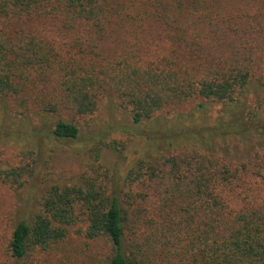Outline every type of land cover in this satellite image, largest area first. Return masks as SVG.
<instances>
[{
  "label": "trees",
  "instance_id": "16d2710c",
  "mask_svg": "<svg viewBox=\"0 0 264 264\" xmlns=\"http://www.w3.org/2000/svg\"><path fill=\"white\" fill-rule=\"evenodd\" d=\"M106 93L135 124L187 105L195 124L148 134L121 185L90 147L78 180L37 186L0 264H264V0H0V98L69 114L50 142Z\"/></svg>",
  "mask_w": 264,
  "mask_h": 264
},
{
  "label": "rangeland",
  "instance_id": "374dc122",
  "mask_svg": "<svg viewBox=\"0 0 264 264\" xmlns=\"http://www.w3.org/2000/svg\"><path fill=\"white\" fill-rule=\"evenodd\" d=\"M47 25L40 28L48 35L62 39L60 28H49ZM256 85L258 91L262 89L258 83ZM191 108L187 105L171 109L162 113L159 121L152 118L135 124L130 107L120 103L114 94L106 93L94 113L73 119L79 126V137L63 144L50 142L48 132L56 118L70 120L72 117L69 114L45 112L31 100L23 102L20 95L0 98V259L3 258L12 224L28 204L35 203L33 196L38 194V189L78 180L83 163L90 160V147L102 146L100 162L114 173L121 185L134 159L146 147L150 145L155 149L148 151H157L159 145L148 134H162L174 128L193 126L194 119L188 114ZM218 109V105H210L212 120ZM114 139L119 140L116 148L104 145V142ZM23 165L31 169L20 178L21 181L26 180L23 186L19 187V181L12 177L4 179L5 170Z\"/></svg>",
  "mask_w": 264,
  "mask_h": 264
}]
</instances>
